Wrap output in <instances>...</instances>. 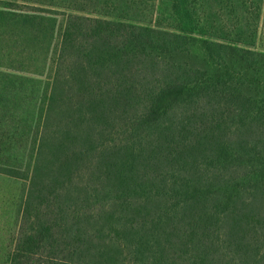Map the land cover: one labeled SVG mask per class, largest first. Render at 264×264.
<instances>
[{
	"label": "trees",
	"instance_id": "obj_1",
	"mask_svg": "<svg viewBox=\"0 0 264 264\" xmlns=\"http://www.w3.org/2000/svg\"><path fill=\"white\" fill-rule=\"evenodd\" d=\"M155 1L73 0L0 264H264V0Z\"/></svg>",
	"mask_w": 264,
	"mask_h": 264
},
{
	"label": "rangeland",
	"instance_id": "obj_2",
	"mask_svg": "<svg viewBox=\"0 0 264 264\" xmlns=\"http://www.w3.org/2000/svg\"><path fill=\"white\" fill-rule=\"evenodd\" d=\"M51 2L0 0V109L8 110L10 115L0 123V131L3 129L6 133L0 145L8 149L3 156L0 154V164L10 168L24 169L32 163L34 142L55 76L67 15L76 12L71 9L73 0H63L62 7ZM155 3L156 8L150 6L144 14L146 22L197 37L194 51L200 54V40L208 38L196 33L200 28L187 16L185 8L179 7L171 14L162 9L163 0ZM103 13L115 18V6L104 9ZM263 27L264 16L259 34L253 39V49L264 51ZM27 192L24 176L0 173V258L10 255L7 244L17 237ZM50 217L49 211H45L43 221L51 220Z\"/></svg>",
	"mask_w": 264,
	"mask_h": 264
}]
</instances>
